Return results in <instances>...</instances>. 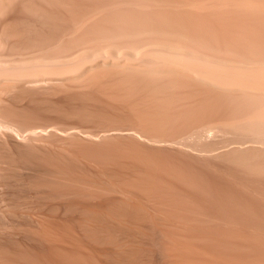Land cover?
<instances>
[{
  "label": "bare ground",
  "instance_id": "bare-ground-1",
  "mask_svg": "<svg viewBox=\"0 0 264 264\" xmlns=\"http://www.w3.org/2000/svg\"><path fill=\"white\" fill-rule=\"evenodd\" d=\"M0 264H264V0H0Z\"/></svg>",
  "mask_w": 264,
  "mask_h": 264
}]
</instances>
